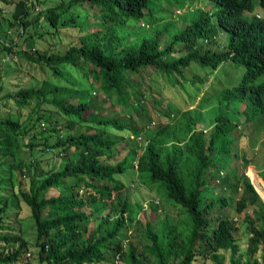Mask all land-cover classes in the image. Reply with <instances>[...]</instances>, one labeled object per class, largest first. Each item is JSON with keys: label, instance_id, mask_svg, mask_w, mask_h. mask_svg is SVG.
I'll return each instance as SVG.
<instances>
[{"label": "trees", "instance_id": "obj_1", "mask_svg": "<svg viewBox=\"0 0 264 264\" xmlns=\"http://www.w3.org/2000/svg\"><path fill=\"white\" fill-rule=\"evenodd\" d=\"M28 2L19 0L11 13L19 36L24 34L26 49L20 53L29 62L47 66L56 80L20 88L13 94L15 101L21 108L35 102L33 111L24 119L0 120V168L8 164L11 180V188L0 197V244H19L11 254L0 256V264L16 261L26 245L3 224L9 198L17 192L36 227L40 264H193L198 259L224 264V249L231 253L227 264H264V202L248 178L238 211L247 203L258 206L252 218L246 217L250 237L244 256L238 255L233 220L221 209L225 198L215 197L208 183L217 161L231 154L239 123L235 116L244 115L247 122L264 116V18L247 15L257 6L264 8V0H60L35 17ZM172 5L187 9L179 16L185 26L178 28L170 19ZM30 27L39 30L38 39L49 32L59 40L60 28H76L77 36L64 51L55 49L53 42L48 43L53 49L40 50ZM220 33L225 34V45L217 47ZM0 44V53L12 52V43ZM193 64L205 76L193 74L188 80L185 70ZM233 71L239 82L223 85L222 79ZM211 74L220 77V87L189 107ZM91 89L112 93L111 103L119 104L125 114L108 113L98 99L89 97ZM170 93L183 97L184 106L175 104ZM145 102L169 121L147 131L137 167L129 166L143 182L165 192L176 209L170 217L177 218L144 221V237L139 238L145 241L143 258H138L134 245H124L137 237L127 235L137 219L117 179L129 166L125 160H107L116 154L121 139L112 131L138 134L145 124L146 131L149 122L139 126ZM44 103L53 105L64 122L53 110L40 112ZM40 122L47 126L33 132ZM200 122L205 127L198 128ZM46 134L54 141L48 142ZM38 148L58 155L59 161L42 170L40 159L23 158ZM24 176L30 180L28 190ZM253 184L262 190V185ZM82 187L98 196L83 195ZM150 207L157 209L154 203Z\"/></svg>", "mask_w": 264, "mask_h": 264}, {"label": "rangeland", "instance_id": "obj_2", "mask_svg": "<svg viewBox=\"0 0 264 264\" xmlns=\"http://www.w3.org/2000/svg\"><path fill=\"white\" fill-rule=\"evenodd\" d=\"M18 1L19 0H0V40L5 41L6 43H12L13 45L12 52L9 53L3 51L0 53V87H2V89H0V120L7 117H11L13 119H24L27 118L28 114L33 111L35 102L30 103V105H28L27 107L21 108L15 101L13 94L20 88L38 87L44 80H48L50 82H54L56 80V77L52 75V71L47 66L29 62L27 58L22 56L20 53L22 50L26 49L24 34L22 36H19V27L13 24L11 16L14 5ZM59 1L60 0H29L28 6L31 9V17H35L39 12L44 11L46 8L58 4ZM186 2H188V0H186ZM170 9L171 10L168 11L170 13V19L175 21L177 27L181 28L185 26V22L180 21L179 16L186 12L187 9L177 8L175 5L170 6ZM255 14H258L259 18H263L264 8L256 7L254 13H252L251 15L255 16ZM248 15H250V13ZM47 28H49V32L53 30L52 27L50 28L45 25V29ZM38 31V29L30 27V33H36L35 45L36 48L40 50L45 49L47 46L49 49H53L51 44L48 45V43L53 42L55 43V49L58 48L59 51H64L65 45L77 36L76 28H60L58 34L59 40H57L55 35H49V32L47 33L49 36L44 35L43 38L38 39ZM224 36V33L219 34L217 38V47L225 45ZM164 38L165 36L163 35V39ZM1 49L2 45L0 44V51H2ZM240 69L242 70L243 74V69ZM151 70H153V68H149L150 72ZM185 74L188 80H191L193 74L205 76V73L200 70L195 64L189 66L185 70ZM216 75H218V73ZM216 75H209L210 78L207 79V87H205V89H201L200 95L198 97H195L194 101L189 103V107L199 103L202 97L211 94V92H215L220 87V77ZM239 80L240 78L237 79L236 73L235 71H233L229 74V76H225L222 79V84L231 87L239 82ZM111 96L112 93L104 95L103 93L94 89H91L89 93V97L98 99L99 103H101L104 108H106L108 113H119L122 115L125 114L124 109L119 104L111 103ZM168 97L174 99L175 104L177 103L184 106L183 97L176 98L173 93L168 94ZM167 99L168 98L166 97V99L162 101V104H164ZM71 101L75 102L76 100L72 99ZM204 102H206V100ZM39 109L40 112H44L46 114H51V111L53 110V115L55 114L57 117H59L62 122H64V120L66 119L55 107H53V105H50L49 103L42 104ZM141 113L144 116V120L139 121V126L142 127L144 125L143 121L145 122V120L147 121L146 123L151 121V123L149 124V128H147L145 131V124L141 128V130L138 131V134H131L134 135L133 138H131V135H129V131H112V133H116L119 138L121 137V139L116 145V154L110 156L107 160L108 162L116 163L117 161L125 160L127 161L128 166L135 165V159L137 156H139L142 145H144V143L146 142L147 131L157 129L162 123L167 121L166 115H163L159 110L154 109L152 106H149L148 103L145 104L144 109L141 110ZM134 119H138V116L136 114L134 115ZM238 119V126L233 131L235 140L232 146L230 154L231 156H223L222 159L217 161L216 167L213 169L214 177L210 178L208 183L210 184L209 190L215 194V197L222 195L225 198L226 205L221 209L225 215L229 216V218L233 220V224L235 227L234 237L239 246L238 255L244 256L248 245V239L250 237L249 223L246 217L249 216L250 218H252L254 209H257L258 205L247 203L242 211H238L237 201H241V198L243 197V187L246 182V178H248L254 190L258 193V195L264 202V195L261 194L262 192H264V116H258L255 120L249 122L244 121V115H240ZM44 126H47V124H44ZM44 126L42 125V122H40L38 126L31 129H34L33 132H37L38 129H43ZM48 127V129L46 127L47 130L51 129V126ZM203 127H205L203 122L198 123V128ZM63 134H65V131H63ZM138 135H140L141 137L139 139L135 138V136ZM46 136L49 137L47 138L48 142L54 141V138L52 136H49L48 134H46ZM42 141L44 140H38V142ZM53 154L54 153H51L50 151H45L40 148L34 149L32 155H29L28 153L23 155L22 153L23 158L26 160L28 159V162L32 161L33 158L38 160L40 159L39 166L42 170L49 168L50 165L59 161L60 157ZM233 154H237V157H233L231 159L230 157H232ZM249 168L251 172H248ZM0 169V173L3 174L2 177L0 176V179H2L0 180V182L4 188H0V197H2L3 191L9 190L11 188V180L9 178L8 164L2 166ZM32 169L34 172L35 167H32ZM16 177L17 172L15 173V175H13L14 182H16ZM22 179L25 181V189L28 190L30 188V180L25 176L22 177ZM117 179L123 184L121 194L126 198L128 204L132 208L134 217H136L137 219L133 227L129 226V232L127 234L130 235V233L132 232L131 235H133L134 233L135 235H137V237H132V240L124 242V245L125 247L129 246L128 243L134 245L137 257L143 258L141 248L142 243H145V241L144 239H141L142 243H140L139 238L144 237V221L152 220L157 222L158 219L160 220L161 218H169V220L174 222V218H177V216L173 218L170 217V215L175 216L176 209L165 192L161 190L156 184H148L145 180L143 182L142 178L140 177V173L137 172L136 169L129 166L123 173L117 176ZM251 179H254L253 182ZM253 183L259 184L261 188L263 186L262 190L258 189V187L256 189ZM234 185H236V188H234ZM82 188H84L83 195H89L91 197L93 194H95L96 196H98L96 192L91 190V188ZM113 194L114 193L112 192V195ZM150 203H154L155 206H157V209L155 211H153V209L150 207ZM217 208L219 209V207ZM86 210L89 211V208H86ZM105 212H108V209H106ZM101 213H104V210ZM3 219V224L8 225L12 228V230H9V233L11 235H19L21 239L26 243L25 247L21 251V255L16 261L4 264H40L38 262L39 246L37 245L38 238L36 227L30 215L29 207L21 200L18 192L17 195L9 198L8 212L5 216H3ZM181 220H185L184 215L181 217ZM136 225H138V227H136ZM184 226L180 224V228ZM91 227L92 221L90 223V228ZM18 246V243H14L11 245L0 244V256L3 257L11 254L17 249ZM259 252L260 251H258V253L256 254V257L258 259ZM27 253H30V255L28 256ZM220 253L223 255V263L227 264L231 255L230 250H220ZM112 262L117 263L114 260ZM87 264L101 263L99 262ZM117 264L123 263L118 262ZM193 264H213V261L209 259H205L204 261L198 259Z\"/></svg>", "mask_w": 264, "mask_h": 264}, {"label": "clouds", "instance_id": "obj_3", "mask_svg": "<svg viewBox=\"0 0 264 264\" xmlns=\"http://www.w3.org/2000/svg\"><path fill=\"white\" fill-rule=\"evenodd\" d=\"M258 7V6H257ZM262 8V7H261ZM255 11V10H254ZM254 11H253V13H254ZM249 14V12L247 13V15ZM252 13H250V15H248V16H254V15H251ZM255 17L256 18H259V15L258 14H255ZM264 18V17H263ZM236 117V119H238V117L239 116H235ZM257 118V117H256ZM168 119V118H167ZM167 121H169V120H167ZM166 122V121H165ZM151 123V121L149 122V124ZM149 124H148V127L147 128H149ZM130 135V134H129ZM133 136L134 135H131V138H133ZM141 136L140 135H138V136H135V138H140ZM137 164L135 163V165H134V167L136 168L137 166H136ZM222 173V172H221ZM256 188V187H255Z\"/></svg>", "mask_w": 264, "mask_h": 264}, {"label": "bare ground", "instance_id": "obj_4", "mask_svg": "<svg viewBox=\"0 0 264 264\" xmlns=\"http://www.w3.org/2000/svg\"><path fill=\"white\" fill-rule=\"evenodd\" d=\"M248 172H251L250 168H249Z\"/></svg>", "mask_w": 264, "mask_h": 264}, {"label": "built area", "instance_id": "obj_5", "mask_svg": "<svg viewBox=\"0 0 264 264\" xmlns=\"http://www.w3.org/2000/svg\"><path fill=\"white\" fill-rule=\"evenodd\" d=\"M27 255L29 256V255H30V253H27Z\"/></svg>", "mask_w": 264, "mask_h": 264}]
</instances>
